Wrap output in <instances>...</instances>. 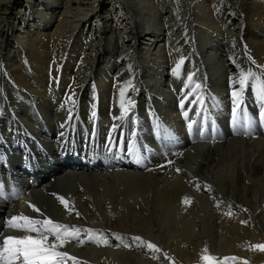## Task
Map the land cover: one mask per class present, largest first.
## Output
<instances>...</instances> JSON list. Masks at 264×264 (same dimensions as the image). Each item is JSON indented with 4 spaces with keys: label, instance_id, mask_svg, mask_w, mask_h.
I'll return each mask as SVG.
<instances>
[{
    "label": "bare ground",
    "instance_id": "1",
    "mask_svg": "<svg viewBox=\"0 0 264 264\" xmlns=\"http://www.w3.org/2000/svg\"><path fill=\"white\" fill-rule=\"evenodd\" d=\"M248 73L264 0H0V264H264ZM240 107L252 139L217 144Z\"/></svg>",
    "mask_w": 264,
    "mask_h": 264
},
{
    "label": "rangeland",
    "instance_id": "2",
    "mask_svg": "<svg viewBox=\"0 0 264 264\" xmlns=\"http://www.w3.org/2000/svg\"><path fill=\"white\" fill-rule=\"evenodd\" d=\"M90 4H91V2H90ZM248 50V54H247V57H246V59H248V58H251L252 60H255V56H254V53H253V49L249 46V45H247V44H245V43H243V44H240V46L238 47V50L236 51L237 53H238V57H239V59L241 60V58H242V56L245 54V50ZM240 53H241V55H240ZM243 58L245 59V56H243ZM245 59V60H246ZM235 60H238V59H236L235 58ZM241 67V66H240ZM247 68H251L250 66H248ZM244 76H245V80H244V82H249V83H251V82H254V83H252L253 85H257V83H261L262 84V87L264 88V79L263 78H261V77H256L255 76V78L251 75V74H244ZM248 80V81H247ZM254 80V81H253ZM256 80V81H255ZM263 82H262V81ZM186 86H188V85H186ZM254 88V87H253ZM252 91H253V89H252ZM173 93H174V96H175V99H176V107L178 106V107H180V106H182L184 103H186V105H185V109H186V107L188 108V107H190V105H192V103L193 102H195V100L193 101V102H191V104H189V106H187L188 105V102H189V100H190V98L192 97V95H189V97L187 96L186 98H184V99H182L181 98V96L176 92V90L175 89H173ZM212 93V91L209 89V88H207L206 89V92L204 93V98H210L211 97V94ZM229 94V93H228ZM178 97V98H177ZM182 100H183V102H182ZM181 102H182V104H181ZM180 103V104H179ZM177 107V108H178ZM77 109V114H78V116H77V118H80L81 117V119L82 120H84V119H86V117L85 118H83L84 117V115H85V113L83 114H81L80 112H79V110H78V108H76ZM263 113H264V111H263ZM153 115L155 116V117H157L158 118V116H157V113H155L154 111H153ZM263 118H264V116H263ZM251 119H255V116L254 115H252V114H250V110H247V109H242L241 107L239 108V115H238V117L236 118V119H234V123L232 124V125H230V127H229V129L226 131L227 132V136H226V141H224V142H220L222 139H223V134L216 140V142H217V144H224V145H227L230 141H229V139H231V140H234V139H244V137H243V135L245 136V134H246V136L247 137H249L250 139H252L251 137H252V135H253V133H252V130L250 129L251 128V126H250V123H251ZM183 119H182V116H181V119H180V121H182ZM184 121V120H183ZM185 122V121H184ZM186 123V122H185ZM90 126V125H89ZM95 126H96V124H95ZM239 126L241 127V130H239ZM93 127H94V124H93ZM77 129V128H76ZM93 129V128H92ZM185 129H186V125H185ZM243 134V135H242ZM245 136V137H246ZM182 137V135L179 137V138H181ZM195 141V142H194ZM220 142V143H219ZM204 144V142L203 141H199V140H196V139H194L193 140V143L192 144H188L187 142H185L184 143V141L182 140V142L180 143V145H179V149H183L182 151H180L179 153H177V154H175V156L176 157H173V159L172 160H169V161H171V162H169L168 164H165V165H163V166H161V167H157V169L155 168V169H153L152 171H154V170H162L163 168H166V167H171V168H176V169H178L177 167L179 166V163L180 162H184V163H186V160H188V158L190 157L189 155H188V153L190 152V150L192 149V148H195L196 147V145H203ZM187 146V147H186ZM192 151L194 152L195 150L194 149H192ZM183 154V155H182ZM187 159H186V158ZM181 159V160H180ZM186 159V160H185ZM173 163V164H172ZM184 163H182V166L185 168V165H184ZM80 170V169H79ZM179 170V169H178ZM180 171V170H179ZM160 184V183H159ZM232 201H233V203H234V205H237V204H240L239 203V201L237 200V199H232ZM263 204V203H262Z\"/></svg>",
    "mask_w": 264,
    "mask_h": 264
}]
</instances>
